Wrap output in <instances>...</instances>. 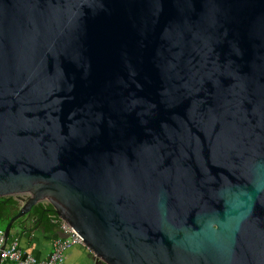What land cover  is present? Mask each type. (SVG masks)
<instances>
[{"label":"water","instance_id":"1","mask_svg":"<svg viewBox=\"0 0 264 264\" xmlns=\"http://www.w3.org/2000/svg\"><path fill=\"white\" fill-rule=\"evenodd\" d=\"M95 264H264V0H0V197Z\"/></svg>","mask_w":264,"mask_h":264},{"label":"built area","instance_id":"2","mask_svg":"<svg viewBox=\"0 0 264 264\" xmlns=\"http://www.w3.org/2000/svg\"><path fill=\"white\" fill-rule=\"evenodd\" d=\"M54 222L64 236L53 239L51 251L44 259L25 250L18 236L6 240L5 230L0 228V264H63L71 248L77 245L86 246L84 238L73 226L59 216Z\"/></svg>","mask_w":264,"mask_h":264},{"label":"crops","instance_id":"3","mask_svg":"<svg viewBox=\"0 0 264 264\" xmlns=\"http://www.w3.org/2000/svg\"><path fill=\"white\" fill-rule=\"evenodd\" d=\"M26 198L28 197L20 200L21 205ZM15 236L20 238L21 246L25 250L44 259L47 258L51 251L53 239L56 237H63L64 235L60 229L55 232H50L43 229L30 230L27 226H21L20 231L15 232L12 238ZM63 264H95V255L87 246L77 245L69 250Z\"/></svg>","mask_w":264,"mask_h":264},{"label":"trees","instance_id":"4","mask_svg":"<svg viewBox=\"0 0 264 264\" xmlns=\"http://www.w3.org/2000/svg\"><path fill=\"white\" fill-rule=\"evenodd\" d=\"M20 200L21 198H18V195L0 197V218H5L7 220L6 224L18 213L21 206ZM57 216L52 204L41 202L34 205L28 215L17 219L12 228L16 224L20 228L21 226H27L30 230L43 229L55 232L59 230L58 224L54 222ZM9 239H12L11 234Z\"/></svg>","mask_w":264,"mask_h":264},{"label":"rangeland","instance_id":"5","mask_svg":"<svg viewBox=\"0 0 264 264\" xmlns=\"http://www.w3.org/2000/svg\"><path fill=\"white\" fill-rule=\"evenodd\" d=\"M21 197H22V198H21ZM24 197H28V196H27V195H24V194L18 195V198L23 199ZM6 222H7V220H6L5 218H0V228H1V229H4V230H5L7 224L9 223V222H8V223L6 224ZM18 231H20V227L17 226V225L15 224V225L13 226L12 230H11V235H13L15 232H18Z\"/></svg>","mask_w":264,"mask_h":264},{"label":"flooded vegetation","instance_id":"6","mask_svg":"<svg viewBox=\"0 0 264 264\" xmlns=\"http://www.w3.org/2000/svg\"><path fill=\"white\" fill-rule=\"evenodd\" d=\"M22 198V197H21ZM25 198V197H24ZM27 199V198H26Z\"/></svg>","mask_w":264,"mask_h":264}]
</instances>
